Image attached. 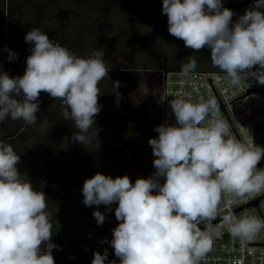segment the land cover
I'll list each match as a JSON object with an SVG mask.
<instances>
[{"label":"clouds","instance_id":"obj_1","mask_svg":"<svg viewBox=\"0 0 264 264\" xmlns=\"http://www.w3.org/2000/svg\"><path fill=\"white\" fill-rule=\"evenodd\" d=\"M261 9L264 0H254L233 22L235 13L223 6V0H162L169 34L194 52L210 49L212 65L234 87L243 81L264 86ZM24 41L33 47L23 75L13 77L0 70V123L11 118L35 125L39 97L46 93L62 102L63 118L73 122L71 140L89 144L88 131L102 108L99 84L110 72L103 53L78 56L38 27L31 28ZM4 50L10 62L17 58L14 51ZM196 66V60L189 59L180 74L188 76ZM121 86L113 82L117 104ZM169 106L175 123L160 124L154 129L158 136L148 141L155 157L151 176L133 183L127 175L113 178L97 172L83 183L85 206L110 210L117 204L119 223L112 239L102 243L111 245L119 264H200L212 248L213 236L219 235L211 222L222 211V202L231 205L264 192V168L258 167L264 147L242 143L230 134L215 97L196 102L173 98ZM40 123L45 130L52 127L46 118ZM20 160L14 148L0 140V264H55L52 253L59 246L51 241L47 197L20 178ZM92 215L103 225V212ZM222 220L242 242L264 230V219L255 216L227 214ZM201 223L208 230H201ZM107 258V249L96 251L91 264H117Z\"/></svg>","mask_w":264,"mask_h":264},{"label":"rangeland","instance_id":"obj_2","mask_svg":"<svg viewBox=\"0 0 264 264\" xmlns=\"http://www.w3.org/2000/svg\"><path fill=\"white\" fill-rule=\"evenodd\" d=\"M73 1L78 2L79 0ZM245 1L249 2L242 7L241 12L238 9L234 11L239 16L243 15L245 10L254 3V0H240V4ZM1 3H3V12L7 13L4 14L6 18L15 15L17 8L13 5L11 6L14 8L10 7V0H0ZM229 5L228 0L224 1V7L231 8ZM139 6V2L135 4L134 0H107L102 6H99L100 8L95 10L96 17H94V25L91 28L90 38H92V42L88 48L81 51L82 53L78 51V48L82 45L77 47V43H72L71 38L63 36L60 42L62 46L69 48L74 54L81 57H87L92 52L98 51L100 47H103L102 44L106 45L102 51L103 60L110 72L109 76L103 79V85L113 84L114 81H121L125 85H129L125 99L117 110H120L119 114L125 112L131 115V119L128 120L131 133L126 135L121 131L120 135L123 134L121 146L111 147L107 144L103 147V153L107 159L116 160L122 168L123 173L121 176L127 175L133 183L138 177L148 178L155 171L153 167L155 157L152 155V149L148 144L149 139L153 136L150 126H148L149 123L146 122L147 114L149 116L150 113H147L148 111L145 109L140 110V108L145 106L152 108L157 102L161 82V61L169 57V63L170 61L172 63L177 61L178 58L194 53L193 50H188L178 40L174 42L170 40L167 16L162 14V7L158 9L160 16H156L158 13L154 14L156 17H154V27L156 26L157 29L147 32V26L142 23V19L137 14ZM41 10H34L33 25L42 18ZM60 11L65 10H62V7L60 10L56 9L57 14ZM261 11H264V9H261ZM65 13L62 12V15L64 16ZM75 15H78V13L71 9L70 17ZM30 18L26 22H21L25 23L21 29L23 35L29 31V24H32ZM206 52L207 50L202 49L197 52V55L199 57ZM172 55H176L174 60ZM210 58L211 52L208 54L205 67L216 68L212 65ZM8 63V55L0 57V67L6 64L4 71L10 76L23 75L24 67L13 69L8 67ZM171 68L181 70V67L174 68L173 66ZM117 91L120 95H123L122 92L124 93L122 89ZM42 96L43 94L39 97L41 101L40 108L45 109L47 106ZM107 103L109 107V102ZM114 104H117L116 100ZM50 108L49 110H43V116L38 119L35 125H29L24 132H21V139L6 143L10 144L16 153L21 156L20 163L17 165L21 179L30 181L35 190L38 189L43 180L48 181L46 196L54 201L47 204V211L51 217L50 222L52 223L54 219L60 218L67 226L78 229L75 230L76 233H84V229L90 228H85L87 221L83 219L84 217L91 218L96 222L92 215L95 206L87 207L83 202H77L76 197L82 195L85 179L91 178L97 172L104 174L105 171L103 166H96L91 177L84 178L82 184L72 180L71 184L74 186L72 188L68 187L62 163L65 159L81 160L85 155L84 153L94 147L91 142L84 145L71 140L76 129L71 120L63 118L62 112L66 109L62 107V102L52 105ZM107 115L110 116L111 113L107 112ZM45 118L52 124V127L48 130L41 127L40 121ZM24 124L23 120L7 118L3 123H0V140L16 136L19 134V127ZM62 136L67 137L65 150L59 149ZM32 144L36 147L32 148ZM128 149H131V151L126 153ZM21 151L28 152V154H23ZM114 204L110 210L104 205L101 207V212L105 214L106 219L103 225H99V229L104 230L109 226H113L114 220H116ZM111 213L112 219L109 218Z\"/></svg>","mask_w":264,"mask_h":264},{"label":"built area","instance_id":"obj_3","mask_svg":"<svg viewBox=\"0 0 264 264\" xmlns=\"http://www.w3.org/2000/svg\"><path fill=\"white\" fill-rule=\"evenodd\" d=\"M160 73L157 98L159 125L175 123L169 106L171 99L182 98L196 102L201 97H215L220 116L228 123L230 134L242 143L264 147V86L249 81V87V83L243 81L239 87H234L226 74L212 67L194 70L188 76L181 75L180 70L171 67L161 68ZM258 167L264 168V160ZM257 200L258 203L254 204ZM221 208L220 214L211 222L212 230L218 231L219 235L213 236L212 248L200 264H264V230L255 238L242 242L232 236L222 220L227 214L238 218L248 215L264 219V192L252 198L237 200L231 205L222 202ZM116 226L74 234L60 228L58 239L65 238L66 243L61 254L53 255L55 264H91L93 253H103L105 249L108 250L107 259L119 264L111 245L102 243L112 239V230ZM198 227L208 230L203 223Z\"/></svg>","mask_w":264,"mask_h":264},{"label":"trees","instance_id":"obj_4","mask_svg":"<svg viewBox=\"0 0 264 264\" xmlns=\"http://www.w3.org/2000/svg\"><path fill=\"white\" fill-rule=\"evenodd\" d=\"M21 1L22 0H20V3ZM134 1L143 2L140 7L139 17L142 16V23H144L147 26V30H151L155 24L153 13L155 11L158 12L156 10L157 7H162V0L157 3V6H154L155 0H134ZM238 4H239L238 0H232L231 1L232 7L229 9L233 10V8H236ZM66 10H68L67 12H68L69 17L66 19L62 18L60 21V24H58L57 21L54 22L52 20L50 23H46L48 19L45 18L46 19L45 22L39 28H42L43 32H46L49 38L52 39L54 42L60 43L63 36H67L71 38L72 43L73 42L77 43V47L78 45L79 46L82 45L80 48H78V51L82 53L81 51L88 48L89 44L92 42V38H90L91 33H92L91 28L94 25L93 21H94V17H96V11L95 9H84V8L76 9L75 11L78 13V15L70 17L71 7L67 6ZM238 18H239L238 15L235 14L232 18L233 22H235ZM168 35L172 42L176 41V38L171 36L169 32H168ZM204 49L207 50V52L204 55L198 57L197 52L196 53L192 52L189 55H185L184 57L178 58L177 61L172 62V65L174 66V68L175 67L180 68L182 67L183 64L188 63L189 59H195L197 62V66L195 70L203 69L205 68V63H206V60L208 59V54L210 52V49L208 48H204ZM103 50H104L103 47H100L98 51L102 52ZM174 57H176V55L174 56L172 55L173 60H174ZM26 58L27 57H18L15 60L11 61V65L13 66V68H21V67L26 68V63H23L24 61L26 62ZM121 84L122 86L119 89H122V91L124 90V93L122 92L123 95H120L119 103L116 105L114 104V101L117 100V97L115 95L116 90L114 89L113 84H108L107 86H104L103 80L99 84L100 94H101L99 97V103L102 106V108H101L100 113L95 117V125H93L88 131V135L92 136L91 144L93 145L95 149L97 148L98 150L97 149L95 150L93 148L92 150H89L88 152L86 151V153H84L85 155L82 157L81 160L65 159L64 163H62V166L64 170L65 179L68 182L69 188H72L74 186L73 184H71L72 180L78 181L80 184H82L83 179L86 177H91L93 170L96 168V166H99V165L103 166L104 171H105L104 175L106 176H111L115 178L117 176L122 175L123 173L122 168L118 166V163L115 160L107 159L103 153L104 152L103 147L106 146L107 144L110 145L111 147L121 146V142L123 141V138H122L123 134L120 135L121 131L122 133H125L126 135L131 133L130 126L128 125L129 124L128 120L131 119V115L125 112L119 114L120 110H117L118 107H121L125 99L126 93L128 91V88H129V85L127 84L125 85L122 82ZM42 94H43L42 97L44 98L43 101L46 103L47 107L39 111V113L37 114L38 118L42 117L43 110H49V108L52 105H56L57 103L59 104V102H61L58 99L53 100L46 93H41V95ZM107 102H109V107L107 105L108 104ZM144 109L148 111L147 113H150L146 122L149 123L148 126H150V131L152 133L153 138H156L158 136V133H156L154 129L157 126H159L158 108L155 107L151 109L147 106L140 108V110H144ZM107 112H109V114L111 113V115L108 116ZM97 128L100 129V131L96 137L93 135V133L97 131ZM17 139H21V138L16 137L13 141ZM31 146L32 148L36 147L33 144ZM66 146H67V140L63 139V141L61 142L59 146V149L65 150ZM92 151H95V152L92 153ZM130 151L131 149L126 150V153H129ZM22 153L28 154V152H25V153L22 152ZM37 191L44 192L42 187L38 189ZM76 201L83 202V195L76 197ZM53 202H54L53 200L47 197V204L53 203ZM101 207H103V205H100L98 208L97 206H95L96 209L94 211H96L97 209H101ZM116 207H117V204H114V208ZM83 219H86L87 221L85 223L86 225L85 228L91 227L95 231L98 230L95 222H93L91 218L88 219L84 217ZM61 222H63V220H61L60 218L55 219L54 225L59 224ZM115 223L118 224L119 222L115 220Z\"/></svg>","mask_w":264,"mask_h":264},{"label":"flooded vegetation","instance_id":"obj_5","mask_svg":"<svg viewBox=\"0 0 264 264\" xmlns=\"http://www.w3.org/2000/svg\"><path fill=\"white\" fill-rule=\"evenodd\" d=\"M160 1L161 0H155L154 6H157V3L160 2ZM224 1H227V0H224ZM224 1H223V3H224ZM228 1L230 2L229 6L232 7V5H231V1L232 0H228ZM238 1H239V4H238V6L236 8H233V11L238 9V11L241 12L242 7L244 5H246L247 2H249V1H245V2H243L241 4H240V0H238ZM104 2H107V0H79L78 2H74L73 0H22L21 3H20V0H10V7L11 8L13 6L16 7L17 11H16V13H14L15 14L14 16L10 15L7 18L5 17L4 12H3V3H1L0 4V57L8 55V51H6L4 49H10V50L14 51L15 53H17V58L18 57H27L28 55L31 54L30 50L33 47V45L28 44V43H26L24 41V36L25 35H23V32L21 30L22 29V25L25 24V23H21V22H26L27 19L30 18V16H32L30 18V21H31L32 24H29L30 25L29 28H28L29 31L33 27H38L39 28L45 22V20H46L45 18L48 19L46 23H50L51 20H52L54 22L57 21L58 24H60V21H61L62 18L66 19V18L69 17L68 16V12H67L68 10H66L67 6L71 7V9H74V10H76L77 8H79V9H81V8H84V9H95L96 10V9L100 8L99 6H102ZM138 2L140 4V6L137 9V12H138L137 14L140 16V12L139 11H140L141 4L143 2L142 1H135V4H137ZM11 5H13V6H11ZM61 7H62V10H65V11H60L57 14L56 9L60 10ZM35 9H42L41 10L42 18L40 20L36 21V24L33 25V22H34V19H33L34 18L33 17L34 14L33 13L35 12L34 11ZM158 9H159V7H157V9H156L158 12L155 11L153 13V14L158 13V15H156L157 17L160 16V11ZM62 12L63 13L66 12L64 14V16L62 15ZM24 14H27L28 17H27V15H24ZM235 14L238 15V13H235ZM153 17H155V15ZM238 17H240V16L238 15ZM140 18L142 19V16ZM40 29L43 31L42 28H40ZM156 29L157 28L155 26L151 30H147V32H152V31H155ZM176 40H178L179 42H181L184 45V42L182 40H179V39H176ZM102 46L106 47V45L104 46V44H102ZM187 49L188 50H192V49H189V48H187ZM7 65H9L8 67L13 68L10 61H9V63ZM160 65H161L160 68H163L164 66H165L164 68L173 67L171 61L169 63V57L164 58L161 61ZM3 66L0 67V70H2V71L5 70L4 68L6 67V64H3ZM13 69H19V68H13ZM155 107H157V102L154 104V107H152V108H155ZM42 109L43 108H40V110H42ZM42 116H43V114H42ZM40 118H38V119H40ZM147 118H148V114H147ZM27 127H28V125H26V124H24L23 126L21 125L20 129H19V134H17L16 136L10 137V138H4L3 141H5V142H9V141L13 142V140L16 137H21V135H20V134H22L21 132L26 130ZM63 139L67 140V137L62 136V138L60 140V143H59V146H60L61 142L63 141ZM88 154H90V153H88ZM119 165L120 164H118V166ZM47 183H48L47 180H43L42 183L38 186V189H40L41 187L43 188V191H44L45 195H46ZM95 209L96 208L94 207V210ZM97 210L102 211V209H97ZM109 218L112 219V213H111V215H109ZM50 220H51V217H50ZM54 220L51 223L52 227H53L51 229L52 233H53V235L51 237V241H52V243L58 245L59 248L58 249H53V253H52L53 255H55L57 253L61 254V251H63V246L66 243V241H65L66 239L65 238L64 239H58L59 236L57 235V233H58L60 228L67 229V231L70 234H74V233L77 232V231H75L76 228L73 229L72 227L67 226L63 222L54 225ZM93 222H95V221H93ZM95 224L97 226V229H99V225H97V222H95ZM114 225H118V224H116L114 222L113 226ZM89 229H93V228L90 227V228H88L86 230H89ZM86 230L84 229L83 231H86Z\"/></svg>","mask_w":264,"mask_h":264},{"label":"water","instance_id":"obj_6","mask_svg":"<svg viewBox=\"0 0 264 264\" xmlns=\"http://www.w3.org/2000/svg\"><path fill=\"white\" fill-rule=\"evenodd\" d=\"M257 203H258V200L254 204H257Z\"/></svg>","mask_w":264,"mask_h":264}]
</instances>
